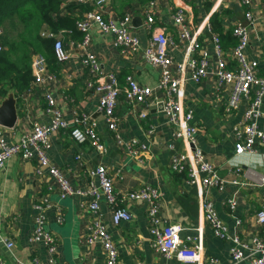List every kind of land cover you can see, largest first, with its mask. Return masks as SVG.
Masks as SVG:
<instances>
[{
    "label": "crops",
    "instance_id": "1",
    "mask_svg": "<svg viewBox=\"0 0 264 264\" xmlns=\"http://www.w3.org/2000/svg\"><path fill=\"white\" fill-rule=\"evenodd\" d=\"M159 1L158 21L177 43L178 35L170 6L178 0ZM180 1L189 11L192 33L197 32V41L208 51L210 67L206 75L196 81L190 62L191 59L197 62L204 55L199 51H189V41L173 45L167 52L173 59L175 74L183 78L179 99L185 108L192 109L194 113V122L198 127L197 146L206 159L215 165L218 174L228 181L224 188L212 186L204 189L201 184H189L186 171H174L169 167L172 147L181 151L183 143L174 138L173 126L162 111L161 99L165 95L156 87L159 69L147 64L140 51L126 57L114 45L111 35L95 28L91 33L92 49L98 55L101 67L116 71L121 85L125 76L130 74L142 85L153 87L147 99L149 105L128 103L123 93L119 95L115 112L122 141L116 143L113 133L97 110L95 91L86 85L91 75L80 63V51L70 49L68 61L54 62L49 67L56 75L51 93L68 122H72L78 113H87L98 121L97 130L104 150L100 152L89 144L75 143L67 131H60L51 135L47 156L51 163L63 170L72 186L82 191L94 179L92 171L101 163L106 165L112 176L116 192L135 189L142 184L158 186L161 191L159 226L163 227L168 222L180 223L183 227L180 236L186 244L196 242L201 230L205 255L216 258L219 264H229L232 242L215 236L204 221L200 200L203 189L205 198L212 202L230 235L237 234L241 244L247 248L253 245L256 238L264 239V225L257 227L255 217L264 196V188L255 186L259 174L264 171V144H255L251 153H236L234 131L241 120L242 111L226 112L222 99L228 98L229 91L217 89L213 73L216 59L212 34L219 37L225 49L230 47L234 43L232 27L235 20L242 17L243 6L237 0H228L226 6L215 5V0ZM260 2L253 0L256 18L247 53L249 58L256 61L258 72L264 74V13L261 12ZM142 5L139 0H108L104 14L120 16L130 10V32L140 39L143 48L147 41L144 15L137 9ZM176 64L181 65L182 70L175 69ZM227 66L233 67V61L228 62ZM27 89L15 94L18 117L14 127H4L8 142L17 141L30 131L34 122H48L43 98L35 89ZM143 110L145 116L142 118L139 115ZM262 111L264 113V98ZM257 125L264 130V117L258 118ZM129 139H137L147 146L140 156L142 163L130 155ZM35 166V160L12 156L0 167L1 264H49L44 244L30 240L36 216H41L46 228L56 236L58 259L62 263L104 264L100 243H85L90 232L89 224L95 216L89 208L90 197L83 194L62 196L55 179L48 175L37 177ZM237 167L240 169L238 172L235 171ZM233 179L239 180V183L233 184ZM230 197L236 200L233 209L227 205ZM115 206L126 207L131 219L112 226V207L102 197L96 214L108 226V232L117 245L118 264H136L139 261L145 264H182L175 259L164 258L152 247L145 202L118 201ZM3 241H12L13 245L6 247ZM245 251L248 252V249Z\"/></svg>",
    "mask_w": 264,
    "mask_h": 264
},
{
    "label": "built area",
    "instance_id": "2",
    "mask_svg": "<svg viewBox=\"0 0 264 264\" xmlns=\"http://www.w3.org/2000/svg\"><path fill=\"white\" fill-rule=\"evenodd\" d=\"M68 1L78 4H88L93 8L85 11L76 21V28L81 32V39H73L66 30L53 31L48 27L43 28L41 35L44 38L53 39V56L57 63L69 60L70 49L80 51V63L91 75L86 85L91 87L97 97V110L101 114L105 124L113 133L114 141H122L118 134V117L115 108L118 97L124 94V100L128 103H142L149 105L148 97L153 87L142 85L133 75H126L124 84L118 80L117 72L105 70L101 67L98 55L92 49L91 33L95 28L98 31L112 36L114 45L126 57L141 52L144 61L159 69L160 76L156 87L160 88L165 98L161 99L162 111L167 120L173 126V136L183 143V148L178 151L172 147L169 158V167L174 171H186L189 184H201L204 189L215 186L224 188L226 179L222 178L215 165L206 159L201 149L197 146L198 127L194 122L192 109L185 108L179 99L183 78L174 72V62L167 50L173 45L189 41V51H199L204 56L199 61L191 59L194 67L193 78L198 81L207 73L210 67L207 58L208 51L197 41V32L192 33L189 11L178 0L171 3V17L175 24L178 42L167 33L166 28L157 18L159 0H148L137 9L144 15L143 27L146 35V44L141 47L140 39L132 35L129 24L132 20V12L124 11L120 16L112 13L105 16L104 7L108 0H63L62 12ZM184 1V0H183ZM228 0H215V5H227ZM243 6V15L235 20L232 27L234 44L226 49L222 46L219 37L212 34L211 42L215 53L216 65L213 73L216 77L217 89L226 90L228 98L222 99L226 112L242 111L241 120L234 131L236 139V153H251L255 144H264V130L257 125L258 118L264 117L262 111L264 98V74L258 72L257 63L249 58L247 45L250 42L251 28L255 21V11L252 7L253 0H237ZM261 12L264 13V0L260 2ZM264 30V25L262 26ZM2 30L0 29V36ZM64 38L67 42L64 41ZM2 45L0 44V51ZM233 61V67L227 63ZM32 79L27 90L35 89L45 102V115L48 122H34L30 131L24 133L17 141L8 142L5 139V128L0 125V167L12 156H19L23 160H35L34 172L37 177L51 176L58 184V191L62 196L83 194L90 197L89 208L94 213V218L89 224V235L85 243L98 241L101 246L104 264H118V249L108 226L101 222L96 214L100 198L112 207L111 225L117 226L122 221L131 219V213L126 207H118V201H143L146 203V216L149 221V233L152 247L164 258L175 259L182 264H219L216 258L206 256L201 240L202 231L199 230L196 242L186 244L180 236L183 227L180 223L168 222L163 227L159 226V209L161 191L158 186L142 184L135 189L123 192L114 190L113 178L108 173L105 164L101 163L92 171L94 179L89 182L86 189L80 190L72 186L64 176L63 170L51 163L47 151L51 147V135L60 131H67L75 143L89 144L97 151H103L104 145L98 133V121L87 113H78L72 122H68L58 105L51 89L56 81V75L49 69V63L41 53H34L30 59ZM182 70V66L176 64V68ZM209 69V68H208ZM24 93L22 97H24ZM140 117L145 116L141 111ZM128 149L131 156L142 163L141 153L147 146L137 139L128 140ZM237 167L235 171H239ZM233 184L239 180L233 179ZM255 186L264 188V171L259 174ZM204 189L200 193L203 218L211 228L215 236L222 240L230 239L232 245L229 248V264H264V239L256 238L251 247L241 244L237 234L230 235L228 228L218 215L211 201L205 198ZM230 209L235 208L234 197L227 199ZM257 227L264 225V196L259 209L255 214ZM30 240L33 243L42 242L47 250L49 264H64L58 259L56 236L46 228L41 216L34 217V229ZM6 247L13 245L12 241H3ZM248 249V252L245 251ZM2 256L0 254V264ZM136 264H145L142 261Z\"/></svg>",
    "mask_w": 264,
    "mask_h": 264
},
{
    "label": "trees",
    "instance_id": "3",
    "mask_svg": "<svg viewBox=\"0 0 264 264\" xmlns=\"http://www.w3.org/2000/svg\"><path fill=\"white\" fill-rule=\"evenodd\" d=\"M139 1L144 4L148 0ZM62 4L63 0H0V29L12 17L15 18V22L11 20L13 26L17 21L21 25L19 39L16 41L0 37L1 97L10 88L14 89L15 94L28 88L32 79L30 59L33 53L44 55L49 67L56 62L53 56V39L41 35L43 28L48 27L53 31L65 29L71 38L81 39L82 34L76 28V21L93 6L68 1L62 12Z\"/></svg>",
    "mask_w": 264,
    "mask_h": 264
},
{
    "label": "water",
    "instance_id": "4",
    "mask_svg": "<svg viewBox=\"0 0 264 264\" xmlns=\"http://www.w3.org/2000/svg\"><path fill=\"white\" fill-rule=\"evenodd\" d=\"M17 99L15 91L10 88L0 101V125L12 128L17 121Z\"/></svg>",
    "mask_w": 264,
    "mask_h": 264
},
{
    "label": "rangeland",
    "instance_id": "5",
    "mask_svg": "<svg viewBox=\"0 0 264 264\" xmlns=\"http://www.w3.org/2000/svg\"><path fill=\"white\" fill-rule=\"evenodd\" d=\"M10 19L15 22L14 17H12ZM11 20H9V19L6 20V22L4 23L5 24L4 27H1V30H2L1 36L4 37L3 39H8L9 41H16L17 39H19L18 38L19 37L18 32L21 30V25L17 21L16 24H14V26H13V22Z\"/></svg>",
    "mask_w": 264,
    "mask_h": 264
}]
</instances>
